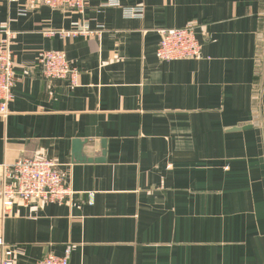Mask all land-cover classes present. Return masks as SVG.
<instances>
[{
	"label": "crops",
	"instance_id": "0c3cea01",
	"mask_svg": "<svg viewBox=\"0 0 264 264\" xmlns=\"http://www.w3.org/2000/svg\"><path fill=\"white\" fill-rule=\"evenodd\" d=\"M190 22L201 55L160 60V31ZM82 26L100 33L47 34ZM7 31L0 237L15 264L68 246L70 264H264V0H87L84 13L0 0ZM50 49L74 83L42 74ZM37 156L67 172L72 199L5 213L4 165Z\"/></svg>",
	"mask_w": 264,
	"mask_h": 264
},
{
	"label": "built area",
	"instance_id": "2783aa9c",
	"mask_svg": "<svg viewBox=\"0 0 264 264\" xmlns=\"http://www.w3.org/2000/svg\"><path fill=\"white\" fill-rule=\"evenodd\" d=\"M25 2L31 7L46 5L52 8H69L85 12L87 0H6ZM100 31L82 26L73 30H49L50 36L63 37L91 36ZM161 40L156 50L160 60L173 61L198 58L202 43L197 36V26L190 22L184 27L168 28L160 31ZM12 32L7 31L0 39V116L9 114V104L13 100V88L17 82L16 60L12 50ZM42 74L51 79H76L66 54L59 50H43L38 57ZM74 194L67 172L52 159L45 156L21 158L5 164L3 170L1 198L3 211L9 213L16 202L29 204L33 201L67 203ZM0 264H15L14 255L19 248L5 246L0 237ZM71 246L61 256L48 254L36 264H70Z\"/></svg>",
	"mask_w": 264,
	"mask_h": 264
},
{
	"label": "water",
	"instance_id": "95a60500",
	"mask_svg": "<svg viewBox=\"0 0 264 264\" xmlns=\"http://www.w3.org/2000/svg\"><path fill=\"white\" fill-rule=\"evenodd\" d=\"M82 145H83V142H81L80 140L75 141L76 152H75L74 156L78 161H90L91 159L82 155V153H81V146Z\"/></svg>",
	"mask_w": 264,
	"mask_h": 264
}]
</instances>
